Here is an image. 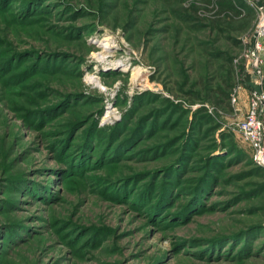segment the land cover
<instances>
[{"label":"rangeland","instance_id":"1","mask_svg":"<svg viewBox=\"0 0 264 264\" xmlns=\"http://www.w3.org/2000/svg\"><path fill=\"white\" fill-rule=\"evenodd\" d=\"M245 1L220 30L205 0H0V264H264Z\"/></svg>","mask_w":264,"mask_h":264},{"label":"built area","instance_id":"2","mask_svg":"<svg viewBox=\"0 0 264 264\" xmlns=\"http://www.w3.org/2000/svg\"><path fill=\"white\" fill-rule=\"evenodd\" d=\"M259 2V1H258ZM260 12L252 48L246 53L248 63L262 77V55L264 51V3L258 4ZM235 102L237 96L233 95ZM264 102V93L255 89L250 96L245 117L237 123V132L249 143L254 151L255 162L264 168V124L259 118V108Z\"/></svg>","mask_w":264,"mask_h":264},{"label":"trees","instance_id":"3","mask_svg":"<svg viewBox=\"0 0 264 264\" xmlns=\"http://www.w3.org/2000/svg\"><path fill=\"white\" fill-rule=\"evenodd\" d=\"M209 9L214 12L217 19L213 20L216 26L222 30L223 25L231 24L236 19H243L245 24L240 26V30L246 29L254 17V8L250 7L245 0H205ZM264 3V0H258ZM229 73V74H228ZM227 73V76H231L232 69ZM233 83L229 81V78L224 76L222 83L215 85L210 89V99L218 107H230L231 92ZM264 103V102H263ZM209 118V119H208ZM208 119V122L212 120L210 117H204V121ZM219 125H214L209 131L216 130Z\"/></svg>","mask_w":264,"mask_h":264},{"label":"bare ground","instance_id":"4","mask_svg":"<svg viewBox=\"0 0 264 264\" xmlns=\"http://www.w3.org/2000/svg\"><path fill=\"white\" fill-rule=\"evenodd\" d=\"M113 37L111 35H106L100 44V50L96 53H94V56L97 58L99 61L105 62L108 58L107 55L111 52L112 50V43ZM141 68L135 67V71L133 73V81H137L138 76L141 73ZM90 82L98 83V80L94 76H89L88 79ZM109 111V110H108ZM111 111V110H110ZM109 111V112H110Z\"/></svg>","mask_w":264,"mask_h":264},{"label":"water","instance_id":"5","mask_svg":"<svg viewBox=\"0 0 264 264\" xmlns=\"http://www.w3.org/2000/svg\"><path fill=\"white\" fill-rule=\"evenodd\" d=\"M259 5H262V2L261 1H259Z\"/></svg>","mask_w":264,"mask_h":264}]
</instances>
